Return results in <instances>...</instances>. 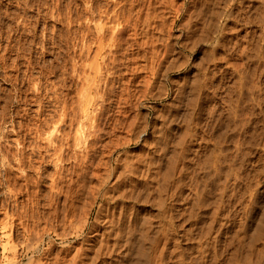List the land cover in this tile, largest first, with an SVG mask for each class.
I'll use <instances>...</instances> for the list:
<instances>
[{"label": "rangeland", "instance_id": "rangeland-1", "mask_svg": "<svg viewBox=\"0 0 264 264\" xmlns=\"http://www.w3.org/2000/svg\"><path fill=\"white\" fill-rule=\"evenodd\" d=\"M263 7L264 0H0V264H93L118 238L117 256L128 260L147 218L152 232L180 238L169 249L179 244L190 264H264ZM63 113L66 134L55 130ZM53 130L60 161L46 140ZM169 249L158 262L179 264L183 256Z\"/></svg>", "mask_w": 264, "mask_h": 264}, {"label": "bare ground", "instance_id": "bare-ground-1", "mask_svg": "<svg viewBox=\"0 0 264 264\" xmlns=\"http://www.w3.org/2000/svg\"><path fill=\"white\" fill-rule=\"evenodd\" d=\"M201 1V0H200ZM207 1V0H206ZM229 1H231V0H229ZM234 1V0H233ZM146 2V1H145ZM104 3V2H103ZM90 5V4H89ZM103 6H105V5H103ZM146 6V5H145ZM241 6V5H240ZM61 7V6H60ZM200 7H201V5H200ZM155 8V7H154ZM264 8V7H263ZM115 10V9H114ZM164 10V9H163ZM168 10V9H167ZM246 10V9H245ZM116 11V10H115ZM127 11V10H126ZM162 11V10H161ZM212 11V10H211ZM236 11V10H235ZM60 12V11H59ZM94 12V11H93ZM207 12V11H206ZM192 13V12H191ZM202 13V12H201ZM230 13V12H229ZM249 14V13H248ZM88 15V14H87ZM189 15H191V14H189ZM193 15V14H192ZM205 15V14H204ZM216 15V14H215ZM93 16V15H92ZM112 16V15H111ZM114 16V15H113ZM151 16V15H150ZM197 16V15H196ZM253 16V15H252ZM255 16V15H254ZM159 17V16H158ZM190 17V16H189ZM204 17V16H203ZM244 17V16H243ZM74 18V17H73ZM151 18V17H150ZM205 18H206V16H205ZM129 19V18H128ZM155 19V18H154ZM204 19V18H203ZM253 19V18H252ZM255 19V18H254ZM171 20V19H170ZM148 21V20H147ZM240 21V20H239ZM192 22V21H191ZM208 22V21H207ZM104 23V22H103ZM133 23V22H132ZM184 24V23H183ZM189 24V23H188ZM204 24V23H203ZM206 24V23H205ZM209 24V23H208ZM237 24V23H236ZM98 25V24H97ZM146 25V24H145ZM223 26V25H222ZM124 27V26H123ZM197 28V27H196ZM107 29V28H106ZM190 29H191V27H190ZM236 29V28H235ZM239 29V28H238ZM101 30V29H100ZM159 30V29H158ZM98 31V30H97ZM107 31V30H106ZM191 31V30H190ZM196 31V30H195ZM253 32V31H252ZM235 33V32H234ZM136 34V33H135ZM120 35V34H119ZM258 35V34H257ZM256 35V36H257ZM264 35V34H263ZM93 36V35H92ZM122 37H123V35H121ZM237 37V36H236ZM119 38V37H118ZM117 38V39H118ZM241 38V37H240ZM194 39V38H193ZM238 39V38H237ZM254 39V38H253ZM67 41V40H66ZM127 41V40H126ZM239 41V40H238ZM259 41V40H258ZM23 42V41H22ZM120 42V41H119ZM152 42V41H151ZM180 42V41H179ZM146 43H148V42H146ZM187 43V42H186ZM195 43H196V41H195ZM87 44V43H86ZM99 44H101V43H99ZM128 44V43H127ZM229 44V43H228ZM66 46V45H65ZM104 46V45H103ZM257 46V45H256ZM259 46V45H258ZM258 46H257V48H258ZM112 47V46H111ZM124 47V46H123ZM228 47V46H227ZM249 47V46H248ZM145 48V47H144ZM10 49V48H9ZM25 49H27V48H25ZM255 49V48H254ZM98 50V49H97ZM112 50V49H111ZM146 50V49H145ZM169 50V49H168ZM204 50V49H203ZM133 51V50H132ZM255 51V50H254ZM29 52V51H28ZM92 52V51H91ZM205 52V51H204ZM221 52V51H220ZM241 52V51H240ZM1 53V52H0ZM3 53V52H2ZM138 53V52H137ZM155 53V52H154ZM206 53V52H205ZM256 53V52H255ZM167 54H169V53H167ZM210 54V53H209ZM229 54V53H228ZM241 54V53H240ZM25 55V54H24ZM154 55V54H153ZM220 55V54H219ZM256 55V54H255ZM11 56V55H10ZM144 56V55H143ZM187 56V55H186ZM242 56H243V54H242ZM248 56V55H247ZM16 57V56H15ZM155 57V56H154ZM256 57V56H255ZM178 58V57H177ZM183 58V57H182ZM208 58H209V56H208ZM242 58V57H241ZM175 59H176V57H175ZM52 60V59H51ZM50 60V61H51ZM119 60V59H118ZM98 61V60H97ZM103 61V60H102ZM136 61V60H135ZM197 61V60H196ZM212 61V60H211ZM245 61V60H244ZM253 61V60H252ZM14 62H15V60H14ZM27 62V61H26ZM55 62V61H54ZM186 62V61H185ZM75 63V62H74ZM98 63V62H97ZM261 63V62H260ZM264 63V62H263ZM25 64V63H24ZM89 64V63H88ZM92 65V64H91ZM98 65V64H97ZM250 65V64H249ZM256 65V64H255ZM262 65V64H261ZM41 66V65H40ZM88 66V65H87ZM181 66V65H180ZM215 66V65H214ZM74 67V66H73ZM97 67V66H96ZM179 67V66H178ZM245 67V66H244ZM107 68V67H106ZM137 68V67H136ZM149 68V67H148ZM49 69H50V67H49ZM97 69V68H96ZM108 69V68H107ZM138 69V68H137ZM150 69V68H149ZM222 69V68H221ZM220 69V70H221ZM247 69V68H246ZM262 69V68H261ZM81 70V69H80ZM154 70V69H153ZM252 70V69H251ZM77 71V70H76ZM82 71V70H81ZM226 71V70H225ZM116 72V71H115ZM106 73H108V72H106ZM153 73V72H152ZM158 73V72H157ZM254 73V72H253ZM79 74V73H78ZM84 74V73H83ZM196 74V73H195ZM260 74V73H259ZM103 75V74H102ZM233 75V74H232ZM238 75V74H237ZM110 76V75H109ZM198 76V75H197ZM205 76V75H204ZM80 77V76H79ZM94 77V76H93ZM107 77V76H106ZM114 77V76H113ZM199 77V76H198ZM201 77V76H200ZM250 78V77H249ZM254 78H255V76H254ZM67 79V78H66ZM76 79V78H75ZM147 79H148V76H147ZM195 79V78H194ZM259 79V78H258ZM82 80V79H81ZM91 80V79H90ZM198 79H195V81H197ZM202 80V79H201ZM200 80V81H201ZM208 80V79H207ZM115 81V80H114ZM195 81H193L192 80V82H195ZM200 81L198 80L197 82H198V84L196 85L197 86V88H199L198 87V85L200 86V85H203L204 84V81L202 82L201 81V83H200ZM241 81V80H240ZM88 82V81H87ZM157 82V81H156ZM161 82V81H160ZM83 83V82H82ZM90 83V82H89ZM206 83V82H205ZM161 84V83H160ZM195 84V83H194ZM207 84V83H206ZM205 85V84H204ZM228 85V84H227ZM233 85H235V84H233ZM232 85V86H233ZM195 86V85H194ZM52 87V86H51ZM68 87V86H67ZM158 87H159V85H158ZM185 87V86H184ZM203 87H205V86H203ZM202 87V88H203ZM58 88V87H57ZM101 88V87H100ZM162 88V87H161ZM173 88V87H172ZM196 87H194V89H195ZM222 88V87H221ZM264 88V87H263ZM84 89V88H83ZM118 89V88H117ZM190 89V88H189ZM200 89V88H199ZM52 90V89H51ZM50 90V91H51ZM102 90V89H101ZM164 90H165V88H164ZM238 90V89H237ZM261 90V89H260ZM160 91H161V89H160ZM197 91V90H196ZM262 91V90H261ZM52 92V91H51ZM84 92V91H83ZM98 92V91H97ZM100 92V91H99ZM106 91H104V93H105ZM190 92V91H189ZM192 92V91H191ZM231 92V91H230ZM233 92V91H232ZM239 92H240V90H239ZM253 92V91H252ZM62 93V92H61ZM101 93V92H100ZM110 93V92H109ZM108 93V94H109ZM174 93V92H173ZM177 93H179V92H177ZM177 93H176V95H177ZM256 93V92H255ZM19 94V93H18ZM88 94V93H87ZM87 94H86V96H87ZM214 94V93H213ZM121 95V94H120ZM53 96V95H52ZM59 96V95H58ZM80 96V95H79ZM91 96V95H90ZM236 96V95H235ZM257 96V95H256ZM54 97V96H53ZM111 97V96H110ZM194 97H195V95H194ZM66 98V97H65ZM70 98V97H69ZM82 98V97H81ZM90 98H92V97H90ZM160 98H161V96H160ZM193 98V97H192ZM220 98V97H219ZM51 99V98H50ZM64 99V98H63ZM67 99V98H66ZM195 99V98H194ZM213 99V98H212ZM24 100V99H23ZM77 100V99H76ZM127 100V99H126ZM257 100H258V98H257ZM42 101V100H41ZM105 101V100H104ZM120 101V100H119ZM179 101V100H178ZM195 101V100H194ZM246 101H247V99H246ZM36 102V101H35ZM50 102V101H49ZM71 102V101H70ZM235 102V101H234ZM252 102V101H251ZM58 103V102H57ZM90 103V102H89ZM120 103V102H119ZM225 103V102H224ZM228 103V102H227ZM254 103V102H253ZM60 104V103H59ZM73 104V103H72ZM82 104V103H81ZM103 104V103H102ZM132 104V103H131ZM187 104V103H186ZM75 105V104H74ZM99 105V104H98ZM137 105V104H136ZM262 105V104H261ZM51 106V105H50ZM66 106V105H65ZM70 106V105H69ZM84 106H86V105H84ZM119 106V105H118ZM123 106V105H122ZM187 106V105H186ZM189 106V105H188ZM245 106V105H244ZM249 106V105H248ZM43 107V106H42ZM61 107H62V105H61ZM60 107V108H61ZM67 107H68V105H67ZM73 107V106H72ZM75 107V106H74ZM76 107H77V105H76ZM97 107V106H96ZM133 107V106H132ZM135 107V106H134ZM177 107V106H176ZM227 107H228V105H227ZM22 108V107H21ZM51 108V107H50ZM59 108V109H60ZM81 108V107H80ZM131 108V107H130ZM218 108V107H217ZM44 109V108H43ZM65 109V108H64ZM63 109V110H64ZM72 109V108H71ZM87 109V108H86ZM89 109V108H88ZM132 109V108H131ZM169 109V108H168ZM167 109V110H168ZM186 109V108H185ZM247 109V108H246ZM250 109V108H249ZM248 109V110H249ZM37 110V109H36ZM41 110V109H40ZM46 110V109H45ZM53 110V109H52ZM166 110V111H167ZM192 110V109H191ZM190 110V111H191ZM228 110V109H227ZM17 111V110H16ZM48 111H50V110H48ZM89 111V110H88ZM126 111V110H125ZM229 111V110H228ZM43 112V111H42ZM80 112V111H79ZM163 112V111H162ZM214 112V111H213ZM234 112V111H233ZM25 113V112H24ZM40 113V112H39ZM56 113V112H55ZM69 113V112H68ZM75 113V112H74ZM93 113V112H92ZM137 113V112H136ZM186 113V112H185ZM191 113V112H190ZM4 114V113H3ZM41 114V113H40ZM52 114V113H51ZM71 114V113H70ZM104 114V113H103ZM161 114V113H160ZM239 114V113H238ZM237 114V115H238ZM253 114V113H252ZM136 115V114H135ZM164 115V114H163ZM178 115V114H177ZM190 115V114H189ZM223 115V114H222ZM229 115V114H228ZM227 115V116H228ZM2 116V115H1ZM33 116V115H32ZM66 116H68L66 113H63V115H62V117L61 118H59L60 120H58V121H60V125L59 126H55V128H57V129H55V130H57V132L58 131H62L63 132V130L64 129H66V126H67V124L68 125H70L69 123H67V118H66ZM73 115H71V117H72ZM76 116V115H75ZM122 116V115H121ZM167 116V115H166ZM188 116V115H187ZM211 116V115H210ZM220 116V115H219ZM245 116V115H244ZM5 117V116H4ZM60 117V116H59ZM112 117V116H111ZM201 117V116H200ZM48 118V117H47ZM97 118V117H96ZM116 118V117H115ZM118 118V117H117ZM164 118V117H163ZM217 118H218V116H217ZM231 118H232V116H231ZM237 118V117H236ZM242 118V117H241ZM246 118V117H245ZM28 119V118H27ZM32 119V118H31ZM105 119V118H104ZM159 119V118H158ZM202 119V118H201ZM226 119V118H225ZM229 119H230V116H229ZM34 120V119H33ZM43 120V119H42ZM46 120L47 119H45V121H42V122H44V124H46ZM56 120V119H55ZM72 120H73V118H72ZM77 120V119H76ZM114 120V119H113ZM184 120V119H183ZM205 120V119H204ZM240 120V119H239ZM22 121V120H21ZM37 121V120H36ZM39 121H41V120H39ZM52 121V120H51ZM226 121V120H225ZM243 120H241V122H242ZM7 122V121H6ZM32 122H34V121H32ZM41 122V123H42ZM54 122V121H53ZM56 122V121H55ZM114 122V121H113ZM119 122V121H118ZM222 122V121H221ZM25 123V122H24ZM29 123V122H28ZM35 123V122H34ZM56 123H58V122H56ZM111 123V122H110ZM161 123V122H160ZM238 123V122H237ZM255 123V122H254ZM258 123V122H257ZM43 124V125H44ZM47 124L49 125V121L47 120ZM46 124V125H47ZM131 124V123H130ZM230 124V123H229ZM247 124V123H246ZM251 124V123H250ZM26 125V124H25ZM37 125V124H36ZM108 125V124H107ZM120 125V124H119ZM122 125V124H121ZM124 125V124H123ZM155 125V124H154ZM186 125H187V123H186ZM185 125V126H186ZM54 126V125H53ZM78 126V125H77ZM104 126V125H103ZM113 126H114V124H113ZM116 126V125H115ZM169 126V125H168ZM184 126V125H183ZM38 127H39V125H38ZM42 127V126H41ZM48 127V126H47ZM46 127V128H47ZM109 127V126H108ZM226 127V126H225ZM236 127V126H235ZM4 128V127H3ZM28 128V127H27ZM45 128V127H44ZM53 128V127H52ZM156 128V127H155ZM232 128V127H231ZM33 129V128H32ZM113 129V128H112ZM141 129V128H140ZM139 129V130H140ZM202 129V128H201ZM222 129V128H221ZM52 130V129H51ZM69 130V129H68ZM67 130V131H68ZM186 130V129H185ZM197 130V129H196ZM239 130V129H238ZM34 131V130H33ZM32 131V132H33ZM38 131V130H37ZM41 131H42V129H41ZM65 131V130H64ZM160 131V130H159ZM161 131H162V129H161ZM167 131V130H166ZM193 131V130H192ZM249 131V130H248ZM251 131V130H250ZM264 131V130H263ZM21 132V131H20ZM23 132V131H22ZM51 132V131H50ZM73 132H75V131H73ZM93 132V131H92ZM233 132H234V130H233ZM38 133V132H37ZM54 133V130H53V132L51 133V135L50 136H46L47 138H46V140H47V142L49 143V146H51V147H54L53 149H55V156H56V154H57V160H63L64 159V151L62 152V150H63V145H58V146H56L55 144H54V139H56V138H59V135L58 134H53ZM61 133V132H60ZM64 133V132H63ZM88 133V132H87ZM96 133V132H95ZM130 133V132H129ZM135 133V132H134ZM183 133V132H182ZM228 133V132H227ZM254 133V132H253ZM34 134V133H33ZM64 134H66V133H64ZM98 134V133H97ZM225 134V133H224ZM17 135V134H16ZM29 135V134H28ZM38 135H40V134H38ZM49 135V134H48ZM79 135V134H78ZM77 135V136H78ZM91 135V134H90ZM155 135V134H154ZM192 135V134H191ZM218 135H219V133H218ZM228 135V134H227ZM246 135V134H245ZM244 135V136H245ZM4 136V135H3ZM80 136H81V134H80ZM172 136V135H171ZM186 136V135H185ZM216 136V135H215ZM1 137V136H0ZM79 137V136H78ZM99 137V136H98ZM98 137H96V138H98ZM128 137V136H127ZM158 137V136H157ZM227 137V136H226ZM262 137V136H261ZM68 138H69V136H68ZM85 138V137H84ZM214 138V137H213ZM222 138H224L223 136H222ZM246 138V137H245ZM253 138V137H252ZM20 139V138H19ZM39 139V138H38ZM65 139V138H64ZM95 139V138H94ZM93 139V140H94ZM118 139V138H117ZM238 139V138H237ZM237 139H235V140H237ZM253 139H255V137L253 138ZM18 140V139H17ZM60 140V139H59ZM63 140V139H62ZM67 140V139H66ZM77 140H79V139H77ZM80 140H81V138H80ZM79 140V141H80ZM83 140V139H82ZM100 140H101V138H100ZM124 140V139H123ZM222 140V139H221ZM69 141V140H68ZM67 141V142H68ZM72 141H73V139H72ZM182 141V140H181ZM220 141V140H219ZM238 141V140H237ZM34 142V141H33ZM58 142V141H57ZM98 142V141H97ZM101 142V141H100ZM127 142V141H126ZM216 142V141H215ZM222 142V141H221ZM18 143V142H17ZM64 143V142H63ZM63 143H61V144H63ZM73 143V142H72ZM76 143V142H75ZM219 143V142H218ZM225 143V142H224ZM227 143V142H226ZM234 143H235V141H234ZM250 143H251V141H250ZM16 144V143H15ZM77 144V143H76ZM75 144V145H76ZM79 144H80V142H79ZM88 144V143H87ZM94 144H95V142H94ZM102 144V143H101ZM228 144V143H227ZM239 144V143H238ZM238 144H237V146H238ZM259 144V143H258ZM11 145V144H10ZM9 145V146H10ZM23 145V144H22ZM29 145V144H28ZM48 145V144H47ZM106 145V144H105ZM117 145V144H116ZM220 145V144H219ZM19 146V145H18ZM79 146V145H78ZM230 146V145H229ZM246 146V145H245ZM264 146V145H263ZM36 147V146H35ZM90 147V146H89ZM93 147V146H92ZM104 147V146H103ZM163 147V146H162ZM199 147V146H198ZM256 147V146H255ZM39 148V147H38ZM37 148V149H38ZM41 146H40V150H41ZM46 148H47V146H46ZM69 148H71V147H69ZM99 148V147H98ZM185 148V147H184ZM223 148V147H222ZM34 149V148H33ZM110 149V148H109ZM114 149V148H113ZM163 149V148H162ZM167 149V148H166ZM210 149V148H209ZM23 150V149H22ZM35 150V149H34ZM112 150V149H111ZM176 150V149H175ZM208 150V149H207ZM230 150V149H229ZM228 150V151H229ZM244 150V149H243ZM10 151V150H9ZM21 151V150H20ZM29 151V150H28ZM52 151V150H51ZM58 151H60V153H57ZM105 151V150H104ZM162 151V150H161ZM160 151V152H161ZM177 151H179V150H177ZM205 151V150H204ZM245 151V150H244ZM22 152H25V151H22ZM37 152V151H36ZM40 152H42V151H40ZM39 151H38V153H40ZM96 152H97V150H96ZM99 152V151H98ZM241 152V151H240ZM257 152V151H256ZM6 153H7V151H6ZM15 153V152H14ZM88 153V152H87ZM120 153V152H119ZM213 153V152H212ZM29 154H31V153H29ZM46 154V153H45ZM54 154V153H53ZM138 154V153H137ZM238 154V153H237ZM249 154V153H248ZM24 155H26V154H24ZM36 155V154H35ZM40 155V154H39ZM43 155V154H42ZM50 155V154H49ZM88 155V154H87ZM107 155V154H106ZM122 155V154H121ZM175 155V154H174ZM181 155V154H180ZM217 155V154H216ZM220 155V154H219ZM3 156V155H2ZM6 156V155H5ZM12 156V155H11ZM14 156V155H13ZM28 156V155H27ZM74 156V155H73ZM137 156V155H136ZM168 156V155H167ZM178 156V155H177ZM8 157V156H7ZM6 157V158H7ZM25 157V156H24ZM43 157V156H42ZM41 157V158H42ZM101 157V156H100ZM121 157V156H120ZM170 157V156H169ZM168 157V158H169ZM191 157V156H190ZM226 157V156H225ZM25 158H27V157H25ZM25 158H23V160L25 159ZM82 158V157H81ZM142 158V157H141ZM173 158V157H172ZM180 158V157H179ZM210 158V157H209ZM20 159H22V158H20ZM20 159H18L19 160V163L21 162V163H23V160L21 161ZM34 159V158H33ZM32 159V160H33ZM43 159H46V156H44V158ZM10 160V159H9ZM145 160H146V158H145ZM241 160H242V158H241ZM6 161V160H5ZM24 161H26V159L24 160ZM47 161V160H46ZM56 161V160H55ZM58 161V162H59ZM81 161H82V159H81ZM83 161H84V159H83ZM108 161V160H107ZM106 161V162H107ZM152 161V160H151ZM172 161V160H171ZM251 161V160H250ZM30 162V161H29ZM57 162V161H56ZM80 162V161H79ZM166 162H167V160H166ZM183 162V161H182ZM264 162V161H263ZM60 163V162H59ZM152 163V162H151ZM161 163V162H160ZM184 163V162H183ZM205 163V162H204ZM231 163V162H230ZM28 164V163H27ZM43 164V163H42ZM83 164V163H82ZM148 164V163H147ZM157 164H158V162H157ZM188 164V163H187ZM186 164V165H187ZM229 164V163H228ZM233 164V163H232ZM256 164V163H255ZM21 165H23V164H21ZM25 165H26V163H25ZM30 165V164H29ZM57 165H58V163H57ZM56 165V166H57ZM119 165V164H118ZM151 165V164H150ZM213 165V164H212ZM218 165V164H217ZM234 165V164H233ZM24 166V165H23ZM36 166V165H35ZM110 166V165H109ZM125 166V165H124ZM168 166V165H167ZM264 166V165H263ZM65 167V166H64ZM83 167V166H82ZM189 167V166H188ZM215 167V166H214ZM219 167V166H218ZM251 167V166H250ZM259 167V166H258ZM37 168V167H36ZM35 168V169H36ZM81 168V167H80ZM132 168V167H131ZM160 168V167H159ZM167 168V167H166ZM165 168V169H166ZM193 168V167H192ZM210 168V167H209ZM208 168V169H209ZM213 168V167H212ZM4 169V168H3ZM29 169V168H28ZM39 169V168H38ZM85 169H86V167H85ZM105 169V168H104ZM173 169V168H172ZM207 169V170H208ZM219 169V168H218ZM59 170H60V168H59ZM169 170H171V169H169ZM174 170V169H173ZM172 170V171H173ZM11 171V170H10ZM99 171V170H98ZM153 171V170H152ZM155 171V170H154ZM162 171V170H161ZM246 171V170H245ZM59 173H60V171H58ZM164 172V171H163ZM186 172V171H185ZM209 172V171H208ZM110 173H112L111 171H110ZM157 173V172H156ZM11 174V173H10ZM24 174V173H23ZM47 174V173H46ZM94 174V173H93ZM101 174V173H100ZM159 174V173H158ZM170 173H168V175H169ZM196 174V173H195ZM198 174V173H197ZM211 174H213V173H211ZM224 174V173H223ZM225 174H227V173H225ZM230 174V173H229ZM246 174V173H245ZM45 175V174H44ZM76 175V174H75ZM80 175V174H79ZM90 175V174H89ZM109 174H107V176H108ZM161 175V174H160ZM167 175V174H166ZM174 175V174H173ZM208 175V174H207ZM216 175H218V174H216ZM215 175V176H216ZM9 176V175H8ZM60 176V175H59ZM78 176V175H77ZM76 176V177H77ZM96 176V175H95ZM99 176V175H98ZM102 176V175H101ZM106 176V177H107ZM145 176V175H144ZM162 176H164V174L162 175ZM209 176V175H208ZM246 176V175H245ZM19 177V176H18ZM104 177V176H103ZM110 177V176H109ZM170 176H168V177H165V178H169ZM179 177V176H178ZM184 177V176H183ZM202 177V176H201ZM217 177V176H216ZM226 177V176H225ZM247 177V176H246ZM6 178V177H5ZM60 178V177H59ZM149 178V177H148ZM162 178V177H161ZM229 178V177H228ZM26 179V178H25ZM61 179V178H60ZM67 179V178H66ZM74 179V178H73ZM88 179V178H87ZM102 179V178H101ZM105 179V178H104ZM110 179V178H109ZM170 179V178H169ZM194 179V178H193ZM236 179V178H235ZM243 179V178H242ZM29 180V179H28ZM165 180V179H164ZM199 180V179H198ZM222 180V179H221ZM232 180V179H231ZM254 180V179H253ZM37 181V180H36ZM40 180H38V182H39ZM203 181V180H202ZM205 181V180H204ZM229 181V180H228ZM37 182V183H38ZM68 182H70V181H68ZM159 182V181H158ZM163 182V181H162ZM174 182V181H173ZM224 181H221V184L223 183ZM40 183V182H39ZM75 183V182H74ZM107 183V182H106ZM168 183V182H167ZM178 183V182H177ZM220 183V182H219ZM230 183V182H229ZM252 183V182H251ZM46 184V183H45ZM77 184V183H76ZM79 184V183H78ZM81 184V183H80ZM88 184V183H87ZM94 184V183H93ZM156 184V183H155ZM160 184H161V182H160ZM228 184V183H227ZM255 184V183H254ZM66 185H68V184H66ZM73 185V184H72ZM84 185V184H83ZM90 185H91V183H90ZM214 185V184H213ZM231 185V184H230ZM251 185V184H250ZM40 186V185H39ZM53 186V185H52ZM79 186V185H78ZM86 186V185H85ZM102 186V185H101ZM104 186H106V185H104ZM221 186V185H220ZM224 186V185H223ZM239 186V185H238ZM246 186V185H245ZM18 187V186H17ZM22 187V186H21ZM57 187V186H56ZM90 187V186H89ZM162 187V186H161ZM36 188V187H35ZM86 188V187H85ZM190 188V187H189ZM192 188V187H191ZM218 188V187H217ZM234 188V187H233ZM236 188V187H235ZM84 189V188H83ZM163 189V188H162ZM237 189V188H236ZM37 190V189H36ZM40 190V189H39ZM67 190V189H66ZM81 190V189H80ZM107 190V189H106ZM105 190V191H106ZM172 190V189H171ZM97 191V190H96ZM105 191H104V193H105ZM163 191V190H162ZM173 191V190H172ZM219 191V190H218ZM244 191V190H243ZM65 192V191H64ZM140 192H142V191H140ZM211 192V191H210ZM223 192V191H222ZM260 192V191H259ZM37 193V192H36ZM102 193V195L104 194L102 191H99L98 192V194H101ZM196 193V192H195ZM32 194V193H31ZM97 194V193H96ZM231 194V193H230ZM232 194H234V193H232ZM41 195H43V194H41ZM106 195H108L107 193H106ZM175 195V194H174ZM179 195V194H178ZM201 195V194H200ZM229 195V194H228ZM236 195V194H235ZM242 195V194H241ZM248 195V194H247ZM264 195V194H263ZM65 196V195H64ZM120 196V195H119ZM215 196V195H214ZM219 196V195H218ZM217 196V197H218ZM227 196V195H226ZM67 197V196H66ZM102 197H104V199H106V197H105V195L104 196H102ZM179 197V196H178ZM195 197H197L196 196V194H195ZM236 197V196H235ZM252 197V196H251ZM95 198V197H94ZM101 198V197H100ZM179 198H181V197H179ZM200 198V197H199ZM227 198V197H226ZM249 198H250V196H249ZM103 199V198H102ZM204 198H202V201H204L203 200ZM242 199V198H241ZM73 199H71V201H72ZM80 200V199H79ZM235 200V199H234ZM237 200V199H236ZM85 201V200H84ZM95 201V200H94ZM189 201V200H188ZM222 201V200H221ZM183 202V201H182ZM187 202V201H186ZM234 203V202H233ZM252 203V202H251ZM49 204V203H48ZM65 204V203H64ZM205 204V203H204ZM204 204H202V205H204ZM216 204V203H215ZM225 204V203H224ZM254 204V203H253ZM107 205V204H106ZM226 205V204H225ZM231 205V204H230ZM234 205L235 204H233V207H234ZM255 205V204H254ZM197 206V205H196ZM247 206V205H246ZM264 206V205H263ZM32 207V206H31ZM75 207V206H74ZM194 207V206H193ZM248 207V206H247ZM90 208H91V206H90ZM197 208V207H196ZM215 208V207H214ZM219 208V207H218ZM246 208V207H245ZM176 209V208H175ZM195 209V208H194ZM243 209V208H242ZM247 209H249V208H247ZM251 209V208H250ZM262 209V208H261ZM75 210V209H74ZM101 210V209H100ZM199 210V209H198ZM216 210V209H215ZM238 210V209H237ZM88 211V210H87ZM168 211V210H167ZM183 211V210H182ZM191 211V210H190ZM194 211V210H193ZM192 211V212H193ZM213 211V210H212ZM66 212V211H65ZM170 212V211H169ZM240 212V211H239ZM248 212V211H247ZM51 213V212H50ZM78 213V212H77ZM184 213V212H183ZM188 213V212H187ZM226 213V212H225ZM101 214V213H100ZM191 214H193V213H191ZM207 214V213H206ZM74 215V214H73ZM77 215V214H76ZM85 215V214H84ZM132 215V214H131ZM155 215V214H154ZM153 215V216H154ZM210 215V214H209ZM249 215V214H248ZM61 216V215H60ZM82 217V216H81ZM166 217V216H165ZM187 217V216H186ZM205 217V216H204ZM245 217V216H244ZM163 218V217H162ZM52 219V218H51ZM61 219V218H60ZM108 219V218H107ZM153 219V218H152ZM156 219V218H155ZM160 219V218H159ZM173 219V218H172ZM197 219V218H196ZM213 219V218H212ZM244 219V218H243ZM258 219V218H257ZM68 220V219H67ZM106 220V219H105ZM142 220V219H141ZM205 220V219H204ZM203 220V221H204ZM52 221V220H51ZM60 221V220H59ZM87 221V220H86ZM179 221V220H178ZM239 221H240V219H239ZM244 221V220H243ZM257 221V220H256ZM159 222H161V221H159ZM163 222V221H162ZM167 222V221H166ZM176 222V221H175ZM184 222V221H183ZM237 222V221H236ZM61 223V222H60ZM70 223V222H69ZM89 223V222H88ZM95 223V222H94ZM141 223V222H140ZM205 223V222H204ZM209 223V222H208ZM229 223V222H228ZM244 223V222H243ZM254 223V222H253ZM264 223V222H263ZM116 224V223H115ZM118 224V223H117ZM163 224V223H162ZM161 224V225H162ZM186 224V223H185ZM207 224V223H206ZM222 224V223H221ZM240 224H241V222H240ZM87 225V224H86ZM133 225H134V223H133ZM157 225V224H156ZM158 225H159V223H158ZM157 225V226H158ZM161 225H160V227H161ZM202 225V224H201ZM243 225H245V224H243ZM254 225V224H253ZM95 226V225H94ZM166 226V225H165ZM165 226H163V227H165ZM169 226V225H168ZM167 226V227H168ZM195 226V225H194ZM82 227V226H81ZM156 227V226H155ZM160 227H158V230H159V228ZM163 227H161V228H163ZM208 227V226H207ZM206 227V228H207ZM210 227V226H209ZM69 228V227H68ZM83 228H84V226H83ZM201 228V227H200ZM240 228V227H239ZM119 229V228H118ZM135 229H137V228H135ZM155 229V228H154ZM166 229V228H165ZM165 229L163 228V230L165 231ZM169 229V228H168ZM232 229V228H231ZM75 230V229H74ZM81 230H82V228H81ZM111 230H113L112 228H111ZM126 230V229H125ZM162 230V229H161ZM161 231L160 232V230L159 231H154V232H152V230H151V225H150V219L149 218H147V219H145V221H144V223H143V226H142V228H141V232H140V234H139V236L137 237V242H138V244L136 245L137 246V248H136V246L134 247V248H136V250H134L135 252H133V257L132 258H128V256L126 255V253H125V256H127V258H128V260H130V261H128L124 256V258L122 259V257L120 258V257H118L117 256V248H119V247H116L117 246V244H116V242L118 241V240H120L119 238L117 239V241H115V245L113 246V247H109V244H108V247L106 248V250L105 249H102V248H100V250H99V254H98V256H95L96 258L95 259H93V261H94V263L93 264H160L158 261H160L161 259H162V257H163V254L164 253H166V251L169 249V244L172 242V239H174L175 237H172L171 236V234L169 235V234H167V235H164V234H162L164 231ZM175 230V229H174ZM209 230V229H208ZM211 231H212V229H210ZM241 230V229H240ZM254 230V229H253ZM103 231V230H102ZM107 231V230H106ZM116 231V230H115ZM123 231V230H122ZM168 231V230H167ZM201 231V230H200ZM210 231V232H211ZM242 231V230H241ZM259 231V230H258ZM258 231H256V232H258ZM69 232V231H68ZM110 232V231H109ZM112 232V231H111ZM130 232V231H129ZM253 232V231H252ZM255 232V233H256ZM101 233V232H100ZM115 233V232H114ZM113 233V234H114ZM170 233H172V232H170ZM206 233H208V232H206ZM248 233V232H247ZM251 233V232H250ZM254 233V232H253ZM263 233V232H262ZM81 234H83V233H81ZM162 234V235H161ZM186 234V233H185ZM190 234V233H189ZM200 234V233H199ZM238 234H239V232H238ZM246 234V233H245ZM259 234V236H263V234L261 235V232H258L257 233V235ZM39 235V234H38ZM70 235V234H69ZM72 235V234H71ZM91 235V234H90ZM106 235V234H105ZM115 235H116V233H115ZM118 235H121V234H117V236ZM128 235V234H127ZM161 235V236H160ZM163 235H164V238H163ZM221 235V234H220ZM235 235V234H234ZM237 235V234H236ZM235 235V236H236ZM249 235V234H248ZM247 234H246V238L247 237H249ZM256 235V234H255ZM82 236V235H81ZM110 236V235H109ZM113 236V235H112ZM124 236V235H123ZM129 236V235H128ZM175 236V235H174ZM201 236V235H200ZM215 236V235H214ZM231 236V235H230ZM229 236V237H230ZM235 236H234V238H235ZM239 236H243V234L242 235H240L239 234ZM245 236V235H244ZM120 238H121V236H119ZM213 237V236H212ZM217 237V236H216ZM232 237V236H231ZM230 237V238H231ZM237 237V236H236ZM240 237V238H241ZM258 237V236H257ZM115 238V237H114ZM187 238H189V237H187ZM186 238V239H187ZM245 238V237H244ZM243 238V239H244ZM62 239H63V243L65 244V245H67L68 243H69V240H70V236H68L67 235V233L65 232L64 234H63V236H62ZM100 239V238H99ZM115 239V240H116ZM179 237L178 238H175L174 240V242H180L179 241ZM215 239V238H214ZM243 239L241 240V241H243ZM249 239H250V237H249ZM256 239V238H255ZM264 239V238H263ZM130 240V239H129ZM163 240H165V241H163ZM196 240V239H195ZM198 240V239H197ZM231 240V239H230ZM237 240H239V239H237ZM106 241H107V239H106ZM182 241V240H181ZM240 241V240H239ZM244 241H245V239H244ZM249 241V240H248ZM253 241V240H252ZM255 241V240H254ZM90 242V241H89ZM101 242V241H100ZM104 242V240L102 241V243ZM160 242H163L162 244H160ZM213 242V241H212ZM110 243V242H109ZM118 243H119V241H118ZM121 243V242H120ZM135 243V242H134ZM218 243V242H217ZM221 243V242H220ZM241 243V242H240ZM253 243V242H252ZM251 243V244H252ZM101 244V243H100ZM107 244V243H106ZM113 244V243H112ZM239 244V243H238ZM244 244H246L245 242H244ZM249 244V243H248ZM247 244V245H248ZM251 244H249V245H251ZM264 244V243H263ZM28 245V244H27ZM160 245H162V246H160ZM173 245H174V248L172 247L171 249H173V251H171L170 249V251L171 252H173L174 253V251L175 252H177V253H180L179 254V257L178 258H176V259H179L180 258V256H183V258L182 259H179V261H180V263L179 264H190V262L188 263V261L190 260V259H188L186 256V259L187 260H185V258H184V254H183V252L181 251L182 249H184V248H182V249H179V247L180 246H178L179 244H175V243H173ZM172 245V246H173ZM241 245H243L242 243H241ZM71 246V245H70ZM70 246H68L67 248H66V250H70ZM103 246V245H102ZM107 246V245H106ZM112 246V245H111ZM119 246V245H118ZM127 246V245H126ZM161 248H160V247ZM211 246V245H210ZM213 246V245H212ZM226 246H228V245H226ZM255 246V245H254ZM253 246V247H254ZM36 247V246H35ZM72 247V246H71ZM89 247V246H88ZM98 247H99V244H98ZM100 247H101V245H100ZM128 247V246H127ZM193 247V246H192ZM209 247V246H208ZM238 247V246H237ZM246 247V246H245ZM250 247V249H251V246H249ZM257 247V246H256ZM15 248V247H14ZM32 248V247H31ZM72 248H74V247H72ZM79 248V247H78ZM104 248V247H103ZM120 248H122V249H124L123 248V246L122 247H120ZM181 248V247H180ZM206 248V247H205ZM214 248H215V246H214ZM261 248V247H260ZM179 249V250H178ZM195 249V248H194ZM198 249V248H197ZM201 249V248H200ZM263 249V248H262ZM261 249V250H262ZM76 250V249H75ZM82 250V249H81ZM98 250V249H97ZM102 250V251H101ZM125 250H126V248H125ZM193 250V249H192ZM196 250V249H195ZM202 250H203V248H202ZM35 251V250H34ZM128 251V250H127ZM169 251V252H170ZM239 251H240V249H239ZM255 251V250H254ZM61 252V251H60ZM84 252V251H83ZM129 252V251H128ZM127 252V254L129 255V257L130 256H132L131 254H129ZM130 252H132V251H130ZM181 252H182V254H181ZM200 252V251H199ZM222 252V251H221ZM263 252V251H262ZM69 253V252H68ZM95 253V252H94ZM119 253H121V252H119ZM172 253V254H173ZM176 253V254H177ZM201 253H202V251H201ZM249 253V252H248ZM96 254V253H95ZM186 254V253H185ZM188 254V253H187ZM243 254V253H242ZM263 254H264V252H263ZM167 255H168V253H167ZM169 255H171V253L169 254ZM204 255V254H203ZM245 254H243V256H244ZM249 255H251V254H249ZM254 255V254H253ZM260 255V254H259ZM47 256V255H46ZM79 256V255H78ZM85 256V255H84ZM120 256V255H119ZM165 256V255H164ZM197 256V255H196ZM261 256H263V255H261ZM37 257V256H36ZM35 257V258H36ZM74 257V256H73ZM167 257V256H166ZM173 257V256H172ZM198 257V256H197ZM245 257V256H244ZM243 257V258H244ZM248 257V256H247ZM30 258V257H29ZM194 258V257H193ZM214 258V257H213ZM236 258V257H235ZM250 258V257H249ZM256 258H260L259 256L258 257H256ZM192 259V258H191ZM212 259V258H211ZM163 260V259H162ZM166 260V259H165ZM193 260V259H192ZM37 261V260H36ZM187 261V262H186ZM191 261V260H190ZM199 261V260H198ZM244 261V260H243ZM246 261H247V259H246ZM257 261V260H256ZM259 261V260H258ZM72 262V261H71ZM89 262V261H88ZM174 262V261H173ZM91 263V262H90ZM195 263V262H194ZM213 263V262H212ZM238 263V262H237ZM254 263V262H253ZM257 263H259V262H257ZM30 264V263H29ZM68 264V263H67ZM162 264V263H161ZM164 264V263H163ZM197 264H198V262H197ZM241 264V263H240ZM245 264V263H244ZM256 264V263H255Z\"/></svg>", "mask_w": 264, "mask_h": 264}]
</instances>
